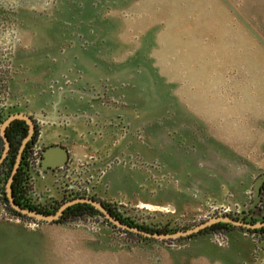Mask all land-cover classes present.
<instances>
[{"label": "rangeland", "instance_id": "1", "mask_svg": "<svg viewBox=\"0 0 264 264\" xmlns=\"http://www.w3.org/2000/svg\"><path fill=\"white\" fill-rule=\"evenodd\" d=\"M81 53L111 67L98 77L104 84L133 74L121 88L142 101L164 148L177 145L184 161L177 179L199 205L176 218L186 225L222 197L235 201L250 190L264 170V0H0V77L28 90L27 100L69 87L68 59ZM163 150L152 152L160 158ZM143 210L131 211L173 215L163 203ZM184 243L145 246L79 227H14L0 235V264H201L197 246Z\"/></svg>", "mask_w": 264, "mask_h": 264}, {"label": "flooded vegetation", "instance_id": "2", "mask_svg": "<svg viewBox=\"0 0 264 264\" xmlns=\"http://www.w3.org/2000/svg\"><path fill=\"white\" fill-rule=\"evenodd\" d=\"M14 88L13 84L5 83L2 77H0V126L11 116L20 114L31 120L33 131L30 135V126L24 119H13L5 127L4 135L9 143V148L0 163V225L12 224L22 230L31 231H33V228H39L43 224L69 228L79 227L98 234L105 231L107 236H117L121 241H125L128 238L132 243L145 246L158 242L167 244L170 241L185 242L186 246L192 240L205 237L218 248L227 247L229 244V234L233 231H238L244 237L249 238L252 243L251 260L246 263L242 262V264H263L264 258L258 259L257 255L260 250V243H264V181L258 188L256 203H254V184L261 175H264V170L253 179L249 191H241V199L234 201L229 200L228 197H222L217 203L209 205L205 213L202 214L203 216H198L197 220H195L196 218H192V221L186 225L185 222L187 221L180 218L168 217L167 219H163L154 216L155 218L152 219V217H147L144 213L141 216L137 212L133 214L131 210L138 209L141 211L143 208H148V206H133L124 198L104 199L97 194L96 188L100 182H103L101 180L103 175L114 164L118 163L117 160L109 157L102 163V168L100 167L94 173L92 172L93 165H95L94 163L98 159V156L93 155L85 160L72 163L67 148L62 144L45 145L43 139L49 127L67 125L70 116L56 111H53L54 114H49L44 109H37L38 111L30 109L29 100L25 99L28 90L24 92L17 89L16 91ZM46 91H44L45 94L53 90L51 88ZM99 103L101 106L119 104L113 98L107 101L104 98H100ZM15 122H21V125L15 127ZM109 125L112 129H115L112 134L114 136L112 144L114 145L120 139V134L125 130L126 126H122L120 123L114 121L109 123ZM28 136L29 139L22 147L23 141ZM140 140L143 141V138L141 137ZM4 142L0 131V159L4 150ZM52 146L63 148L67 153V159L64 165L60 167L45 168L42 166L43 153L47 148ZM10 177L12 178L10 184L11 196L14 203L21 208L44 215L54 214L65 203L78 199H91L101 203L108 213L121 224L137 227L140 230L152 233L187 230L209 219L218 217H229L242 224L234 225L229 222H216L186 237L158 240L115 225L93 205L84 202H77L67 206L62 210L58 219L47 222L21 214L11 207L7 195V183ZM76 205H88L95 209L98 214L88 211L71 210ZM144 228H159L166 231H151ZM142 238L148 240H142Z\"/></svg>", "mask_w": 264, "mask_h": 264}, {"label": "crops", "instance_id": "3", "mask_svg": "<svg viewBox=\"0 0 264 264\" xmlns=\"http://www.w3.org/2000/svg\"><path fill=\"white\" fill-rule=\"evenodd\" d=\"M86 30L84 29V32ZM51 59L49 63L55 65L54 73L62 75V71L59 70L60 59L55 57ZM40 60L43 61V58ZM66 67V73L71 79L69 87L57 89V93L53 90L46 93L48 95L45 94L46 91H41L38 95H31L29 99L30 109L34 111L44 109L49 114H54L53 111H56L70 116L67 125L49 127L43 139L44 144H62L67 148L72 163L85 160L93 155L98 156L93 165L92 172L94 173L100 167L102 168L104 160L109 157L116 159L118 163L105 172L101 179L103 182H100L96 188L98 196L104 199L124 198L140 206H155L163 203L172 208L173 215H170V218H176V215L182 213L178 210H183L184 206L188 208L198 206L199 203L194 200L193 192L190 193L191 188L180 184V179H177L184 166L183 159L176 152L177 145L169 144L164 148L165 143L159 142L158 137L152 135V125L143 117L139 109V103L142 101L134 98L131 94L134 91L121 88L127 81L125 86L129 85L133 74L124 82L121 79H111V82L104 84V77L100 80L98 77L103 75L102 71L109 75L111 67L99 61L94 53H81L73 56L68 59ZM93 82H100L102 88L97 85V91L86 93L88 91L86 87L93 85ZM106 96L122 100L124 98L123 101L126 102L127 107L125 104L121 106L122 103L101 106L99 99ZM113 121L126 126L120 139L114 145L112 134L115 129L109 125ZM139 134L143 141L140 140ZM157 146L164 149L160 158L152 152ZM170 149L174 150V153L170 152ZM148 154L151 155L150 158H147ZM169 172H174L173 175L176 177L171 181L162 179V182H159L161 178L169 175ZM216 190L219 188H215ZM14 227L17 226L1 224L0 235L3 236ZM228 238L229 244L225 248L214 246L205 237L192 240L189 244L197 246V257L201 264H240L234 263L235 257L242 262H249L252 252L251 240L238 231L231 232ZM259 248L257 258L261 259L264 258L263 242L260 243ZM3 250V246H0V252Z\"/></svg>", "mask_w": 264, "mask_h": 264}, {"label": "water", "instance_id": "4", "mask_svg": "<svg viewBox=\"0 0 264 264\" xmlns=\"http://www.w3.org/2000/svg\"><path fill=\"white\" fill-rule=\"evenodd\" d=\"M13 119H24L27 122V124L30 126L29 134L31 135V133L33 131L31 120L24 115H20V114L14 115V116H11L7 121H5L0 126L1 136L3 137V139L5 141L4 142V150H3V153H2V156L0 159V163L2 162V159L5 157V155L7 153V149L9 148V143H8V141L4 135L5 127ZM29 136L23 141L22 147L24 146L25 142L29 139ZM66 159H67V153L63 148H61L59 146H52V147L47 148V150L43 153L42 166L45 168H47V167H50V168L60 167V166L64 165ZM11 181H12V178L10 177L8 180V183H7V195H8L11 207L14 210L20 212L21 214H25L31 218H35V219L43 220V221H47V222H51V221L58 219V217L61 215L62 210L65 209L67 206H69L73 203H77V202H84V203H89V204L93 205L100 212H102L108 220L113 222L115 225L122 227V228H125L128 231L141 234L145 237L158 239V240H167V239H175V238H179V237H186V236H189L191 234L197 233L199 230H201L207 226H210L211 224L216 223V222H229V223H232L234 225H241L242 224V223L235 221L234 219H231L229 217H218V218L209 219L208 221L203 222V223H201V224H199L193 228L187 229V230L169 232V233H158V232L152 233V232H148L145 230H140L137 227H132V226L121 224L119 221L115 220L108 213V211L103 207V205L101 203L94 201V200H91V199H78V200H74V201L65 203L54 214L44 215L41 213H37L35 211H31L28 209L21 208L19 205H16L14 203L12 196H11V187H10ZM263 181H264V175H261L256 180V182L254 184V190H255L254 203L257 202L258 188ZM256 226H259V225H256Z\"/></svg>", "mask_w": 264, "mask_h": 264}, {"label": "trees", "instance_id": "5", "mask_svg": "<svg viewBox=\"0 0 264 264\" xmlns=\"http://www.w3.org/2000/svg\"><path fill=\"white\" fill-rule=\"evenodd\" d=\"M20 125H21V122H15L14 123L15 127H19ZM22 133L24 134V132H22ZM71 210L85 211V212L88 211V212L93 213V214H98L95 209H93L92 207H90L88 205H76V206L72 207ZM144 229L151 230V231H159V232L160 231H166L165 229H159V228H157V229L144 228ZM142 240L147 241L148 239L142 238Z\"/></svg>", "mask_w": 264, "mask_h": 264}]
</instances>
